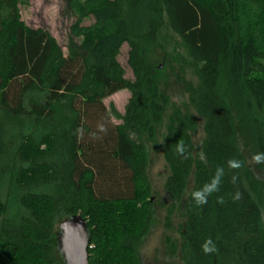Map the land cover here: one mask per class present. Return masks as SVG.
<instances>
[{
    "label": "trees",
    "instance_id": "16d2710c",
    "mask_svg": "<svg viewBox=\"0 0 264 264\" xmlns=\"http://www.w3.org/2000/svg\"><path fill=\"white\" fill-rule=\"evenodd\" d=\"M63 1L77 18L67 54L22 21L29 0H0V264H65L57 226L76 215L89 264H141L154 210L133 137L154 141L163 126L185 264H264V0ZM126 90L125 114L108 110Z\"/></svg>",
    "mask_w": 264,
    "mask_h": 264
},
{
    "label": "rangeland",
    "instance_id": "374dc122",
    "mask_svg": "<svg viewBox=\"0 0 264 264\" xmlns=\"http://www.w3.org/2000/svg\"><path fill=\"white\" fill-rule=\"evenodd\" d=\"M20 11L21 19L28 27L48 31L67 54L70 28L77 18L66 11L63 0H29L28 5L20 6ZM93 23L94 19L90 18L85 20L83 25L89 26ZM128 54L129 47L124 45L119 56V62L126 72V78L133 80V72L128 64ZM174 79L171 76L167 91L172 96L173 104L181 105L182 101L187 100V96L183 95L181 89L174 83ZM129 99L130 92L126 90L105 99L104 104L108 110L111 111L112 108H115L123 116ZM112 121L116 125L123 124L122 120L114 117ZM199 121L201 120L199 119ZM200 124L202 125V122ZM159 132V136L154 141L149 140L147 137L142 140L133 137L135 141H142L147 150V176L151 184L154 210L150 230L147 236L138 244V256L141 264H185V253L181 248L179 232L180 225L184 221L181 208L178 207L173 211L170 222L167 220L169 212L174 206V201L171 200L165 189V182L169 175L163 153L165 127L160 128ZM203 137L204 133L200 126L198 134L195 135L197 145L202 142ZM61 223L57 226L58 230Z\"/></svg>",
    "mask_w": 264,
    "mask_h": 264
},
{
    "label": "water",
    "instance_id": "95a60500",
    "mask_svg": "<svg viewBox=\"0 0 264 264\" xmlns=\"http://www.w3.org/2000/svg\"><path fill=\"white\" fill-rule=\"evenodd\" d=\"M59 251L65 264H89V228L80 215L64 220L60 224Z\"/></svg>",
    "mask_w": 264,
    "mask_h": 264
},
{
    "label": "clouds",
    "instance_id": "9594fccd",
    "mask_svg": "<svg viewBox=\"0 0 264 264\" xmlns=\"http://www.w3.org/2000/svg\"><path fill=\"white\" fill-rule=\"evenodd\" d=\"M103 130V129H102ZM177 150L179 152H183V147L182 146H178ZM256 160L259 162L260 161V157H256ZM219 184V175L217 176V179L215 181H213V183L211 185H205V187L197 192L194 193V198L196 200V202L198 204H203L206 202V197L211 195L213 191L217 190V186ZM212 242L209 240L207 241L202 247H203V251L205 253L211 252L214 250L213 247H209V245Z\"/></svg>",
    "mask_w": 264,
    "mask_h": 264
}]
</instances>
